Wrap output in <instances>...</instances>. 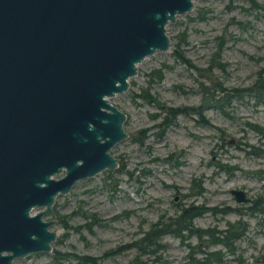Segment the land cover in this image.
<instances>
[{"label": "rangeland", "instance_id": "374dc122", "mask_svg": "<svg viewBox=\"0 0 264 264\" xmlns=\"http://www.w3.org/2000/svg\"><path fill=\"white\" fill-rule=\"evenodd\" d=\"M193 4L190 12L166 26L168 51L146 57L127 90L110 98L126 115V138L110 151L118 167L80 180L69 193L58 195L52 214L44 217L54 220L49 227L56 232L52 250L12 264H82L76 257L85 256L97 258L99 264H196L215 251L220 261L212 264H264V103H258L250 89L264 67V0ZM179 53L188 64L178 59ZM218 63L226 65L224 71ZM156 69H161L159 81L152 78ZM216 83L240 89L224 111L208 99L210 105L200 113L184 109L177 114L159 136L163 107L197 108L204 91H210L209 97ZM142 89L146 98L135 97ZM197 180L203 188L199 194ZM233 189L244 191L249 201H237ZM190 203L208 209L192 220V234L184 240L163 234V246L148 252L156 246H145L144 233L161 215L175 216ZM231 224L241 232L231 248L210 243L206 234L198 238L202 229L214 233ZM119 246L126 248L104 256ZM144 247L147 251L139 254ZM58 253L67 255L57 258Z\"/></svg>", "mask_w": 264, "mask_h": 264}, {"label": "water", "instance_id": "95a60500", "mask_svg": "<svg viewBox=\"0 0 264 264\" xmlns=\"http://www.w3.org/2000/svg\"><path fill=\"white\" fill-rule=\"evenodd\" d=\"M193 0H0V264L49 253L58 195L118 167L110 102L137 65L170 48ZM239 202L249 198L231 190Z\"/></svg>", "mask_w": 264, "mask_h": 264}, {"label": "trees", "instance_id": "16d2710c", "mask_svg": "<svg viewBox=\"0 0 264 264\" xmlns=\"http://www.w3.org/2000/svg\"><path fill=\"white\" fill-rule=\"evenodd\" d=\"M251 1V0H250ZM181 43L185 44V38L181 37L180 40ZM179 48V44L176 45V49L174 51V55L177 53ZM178 57V59L182 62V63H187L188 64V60L185 58L184 54L179 53L176 55ZM219 58V57H217ZM213 63V62H212ZM216 67H218L220 70H225L226 65L218 63L215 64ZM213 65V66H215ZM152 74V78L154 77L157 81L161 80L162 78V74H161V69H156L154 71L151 72ZM150 74V75H151ZM217 87H219L217 89ZM255 91V93L253 94L255 100L258 103H264V67L260 68L257 72H256V80L254 82V85L252 88ZM249 89H247L248 91ZM237 91L239 90H235V89H226L224 87H221L219 83H216V87H214L213 92L210 93V96L207 97V94L210 92L209 90L204 91V96H203V103L197 107V108H193V107H187V108H174V107H163V110L165 112L164 117L162 118V121L158 124L161 129L159 136L162 134V132L169 126L174 124V120L177 114H180L181 112H185L184 109L189 110L190 113H194V112H198L200 113V111H202L205 107L209 106L210 104L212 106H215V108L223 110L224 111V107L226 106V104H229L231 99L236 97L238 95ZM244 92V91H243ZM250 94V93H248ZM215 95H219L218 97H216ZM146 90L142 89V93L140 94H136L135 97H139V98H146ZM252 96V95H251ZM209 99L210 104L207 103V100ZM212 100L215 102V105L212 104ZM221 100L225 101V103H222ZM207 103V104H206ZM206 104V105H205ZM189 113V114H190ZM248 125L257 130V132H261V130L259 129V127L257 125H251L248 123ZM145 130H139L140 133L144 132ZM144 138H141V140L139 141V144H143L142 140ZM169 160V158L167 159ZM120 170V169H118ZM117 170V171H118ZM196 182V181H194ZM197 189H199L198 191H196V194H199L200 190H203V188L201 187V180H197ZM116 184V183H115ZM191 195H182V197L186 198V197H190ZM206 210L203 207V205H193V203L187 204V205H182L178 211V214L175 216H169L167 219L163 217V215H161L159 217V219L153 223L151 225V227L149 228V230L147 232L144 233V237L142 239V241L144 242L145 240L146 245L145 246H156L155 249H151L148 252L153 253L155 252V250L161 246H163L160 242H159V238L163 235V234H171L173 236H179L182 240L187 239L191 234H192V220L194 218H197L198 216H200L201 214H203ZM94 219V217H93ZM93 224H98V221L93 220ZM183 231H186L187 234L184 235L182 234ZM199 231V230H198ZM214 232V231H213ZM218 233L217 237H214V234ZM240 227L236 226L235 224H231L228 226L227 229L225 230H219V231H215L214 233H212V231L210 229H202L198 232V238H201L204 234L209 235L211 237V242L212 244H222L225 247L231 248L234 241L236 240V238L238 236H240ZM222 235V236H221ZM131 246V245H130ZM126 247L125 246H119L116 247L114 249H111L107 252H105L104 256H108V255H117L119 254L122 250H124ZM140 249V247H139ZM146 250V248H141L140 253H144ZM57 252L55 251L53 255H55ZM65 253H58L57 255L60 257H56L57 258H65L64 255ZM64 255V256H63ZM206 258L202 261H198L196 264H212L214 262H219L220 261V257L219 255H217V252H211L206 254ZM76 259L78 260L77 263H82V264H99L97 263V258L94 257H90V256H85L83 258H78L76 257ZM83 259V260H82ZM138 258H136L137 260ZM143 264H147V263H143Z\"/></svg>", "mask_w": 264, "mask_h": 264}, {"label": "bare ground", "instance_id": "6f19581e", "mask_svg": "<svg viewBox=\"0 0 264 264\" xmlns=\"http://www.w3.org/2000/svg\"><path fill=\"white\" fill-rule=\"evenodd\" d=\"M114 150V149H113ZM112 154V153H111ZM113 155V154H112ZM114 156V155H113Z\"/></svg>", "mask_w": 264, "mask_h": 264}]
</instances>
